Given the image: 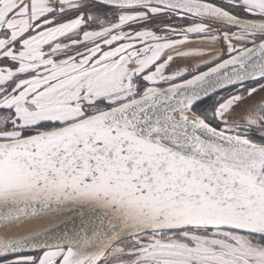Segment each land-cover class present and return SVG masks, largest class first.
<instances>
[{"label":"snow or ice","instance_id":"6c2138e0","mask_svg":"<svg viewBox=\"0 0 264 264\" xmlns=\"http://www.w3.org/2000/svg\"><path fill=\"white\" fill-rule=\"evenodd\" d=\"M0 229V264H264V0H0Z\"/></svg>","mask_w":264,"mask_h":264},{"label":"bare ground","instance_id":"6f19581e","mask_svg":"<svg viewBox=\"0 0 264 264\" xmlns=\"http://www.w3.org/2000/svg\"><path fill=\"white\" fill-rule=\"evenodd\" d=\"M51 219H52L51 217L45 216V217H42V218H39V219L30 220V221H28L26 223V225L23 226V228L21 230H27V229H30V228H36V227L44 226V225L50 223ZM5 234H7V235H15V234H17V232H15V231H7V233H6V230L0 229V237L4 236Z\"/></svg>","mask_w":264,"mask_h":264}]
</instances>
